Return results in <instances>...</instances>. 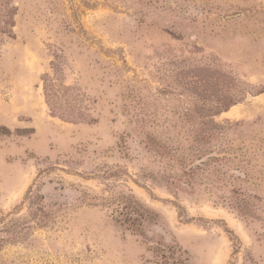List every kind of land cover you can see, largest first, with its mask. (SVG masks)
I'll return each instance as SVG.
<instances>
[{
    "label": "rangeland",
    "instance_id": "374dc122",
    "mask_svg": "<svg viewBox=\"0 0 264 264\" xmlns=\"http://www.w3.org/2000/svg\"><path fill=\"white\" fill-rule=\"evenodd\" d=\"M0 264H264V0H0Z\"/></svg>",
    "mask_w": 264,
    "mask_h": 264
},
{
    "label": "trees",
    "instance_id": "16d2710c",
    "mask_svg": "<svg viewBox=\"0 0 264 264\" xmlns=\"http://www.w3.org/2000/svg\"><path fill=\"white\" fill-rule=\"evenodd\" d=\"M159 251L162 253L161 257H163L165 260H167L170 255L176 256V254H178L174 248H170V249H167V250L166 249H161ZM178 255H179V258H180L181 254H178ZM179 258H178V260H180Z\"/></svg>",
    "mask_w": 264,
    "mask_h": 264
}]
</instances>
